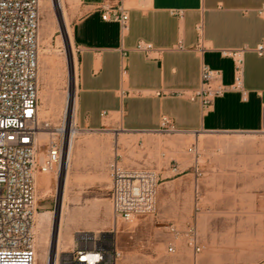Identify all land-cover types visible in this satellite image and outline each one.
Returning a JSON list of instances; mask_svg holds the SVG:
<instances>
[{
  "label": "rangeland",
  "instance_id": "1",
  "mask_svg": "<svg viewBox=\"0 0 264 264\" xmlns=\"http://www.w3.org/2000/svg\"><path fill=\"white\" fill-rule=\"evenodd\" d=\"M50 1L40 0V91L44 87L43 76L47 82L40 104L48 110L40 108V116L58 124L66 107L67 93L74 94L77 83L71 80L70 48ZM64 3L72 28L81 15L79 0H64ZM128 5L135 6V3ZM74 51L77 56L76 47ZM154 139L147 146L144 141L132 140L131 136L122 135L117 139L111 131L81 129L70 160V186L66 191L68 214L63 226L64 235L70 234L72 241L63 242L59 259L61 252L73 248L76 231L113 230L122 251L117 264H264V133L252 136L158 133ZM195 142L199 150L196 155L189 154L188 149ZM46 145L41 147V155ZM117 146L124 165L145 164L159 173L153 215L114 222L108 166ZM196 162L200 176L191 167ZM177 165L179 174L172 171L170 174L174 176L167 177L169 174L161 173L165 166L173 170ZM61 172L41 174L36 181L34 226L39 214L47 213L46 233L51 241L63 196ZM193 235L200 251L190 245ZM35 249L38 264H44L43 245ZM47 249L54 251L50 245Z\"/></svg>",
  "mask_w": 264,
  "mask_h": 264
},
{
  "label": "crops",
  "instance_id": "2",
  "mask_svg": "<svg viewBox=\"0 0 264 264\" xmlns=\"http://www.w3.org/2000/svg\"><path fill=\"white\" fill-rule=\"evenodd\" d=\"M103 1L79 0L81 15L71 28L80 130H107L147 146L158 133L167 134L164 127L174 131L170 135L185 136L263 133L264 55L254 48L264 43V18L257 12L264 0H128L135 6L126 31L116 21L103 20ZM140 42L155 51L146 57L136 50ZM242 47L248 48L243 84L234 90V61L221 51ZM204 65L220 71L227 87L207 109L193 100ZM132 167L153 170L145 164ZM164 168L167 177L180 173L179 165Z\"/></svg>",
  "mask_w": 264,
  "mask_h": 264
},
{
  "label": "built area",
  "instance_id": "3",
  "mask_svg": "<svg viewBox=\"0 0 264 264\" xmlns=\"http://www.w3.org/2000/svg\"><path fill=\"white\" fill-rule=\"evenodd\" d=\"M127 1L104 0L100 6L103 20L116 21L126 31L132 8ZM257 12L264 18V5ZM39 26L40 0H0V264H36L37 177L61 172L66 146V112L58 124L40 116ZM136 50L149 57L155 48L140 42ZM246 51L247 47L221 51L222 56L234 61V82L230 86L234 90L242 89ZM254 51L263 56L264 43L258 44ZM220 79V71L204 65L201 87L193 100L198 98L205 109L211 107L227 90ZM261 96L264 110V92ZM75 127L79 128L77 124ZM40 132L49 136L43 155ZM164 132L174 131L164 127ZM198 150L195 142L188 152L196 155ZM193 169L196 176L202 174L198 162L193 164ZM108 171L115 223L156 212L160 181L156 172L124 165L118 146ZM190 245L200 251L194 235ZM121 256L113 230H79L74 233L73 248L61 252L59 264H117Z\"/></svg>",
  "mask_w": 264,
  "mask_h": 264
},
{
  "label": "bare ground",
  "instance_id": "4",
  "mask_svg": "<svg viewBox=\"0 0 264 264\" xmlns=\"http://www.w3.org/2000/svg\"><path fill=\"white\" fill-rule=\"evenodd\" d=\"M51 1L53 3L54 8L56 9V11L59 15L58 17L60 18V22L62 24L63 35L66 38V40L68 41V47L70 48V65L72 67V74H71L72 79L71 80L73 82V79H74V83L76 84L77 83V71H78V69H77V65H78L77 64V56H76V53L74 51L75 45H74V40H73V35H72V29H71V27L69 25V21H68L67 11H66V8L64 6L65 3H64V0H51ZM44 2H46V1H44ZM46 7H44V8H46ZM41 83H42L41 85H43L44 87L40 91V99L44 100L43 95L45 93V86L47 83L44 76L41 78ZM45 100H46V98H45ZM75 107H76L75 96L73 93L69 92V93H67V96H66V107L62 113V116L65 112L67 114V127H66L67 143H66L65 150H64L62 172H61V176L63 177V182H64V189H63V196H62V201H61V209L58 213V223L55 225L56 226V228H55L56 232H54V236L52 237V241L50 239L51 236H49L46 233L47 218H48L47 213L39 214L38 223L40 225H38V223H37L36 228L34 226V233L36 236L35 247H37V250H38L39 244L43 245L42 260H44V264H59V252L61 250L63 242L65 240L68 242L72 241L70 234H68L67 236L64 235L63 226H64V221H65V215L68 214V210H67V206H66V198H67L66 191H67V188H69L68 185L70 184V171H69L70 160H71V156H72V153L74 150L75 138L77 137V135H79L81 133V130L79 128L75 127V125H76ZM40 108L43 111H48L44 108V106L42 104H40ZM48 137H49L48 133L40 132V134H39L40 144L45 145V143L48 140ZM65 237H67V238L65 239ZM47 245H50L51 248L54 250L52 253L47 249ZM36 264H38V261H36Z\"/></svg>",
  "mask_w": 264,
  "mask_h": 264
},
{
  "label": "water",
  "instance_id": "5",
  "mask_svg": "<svg viewBox=\"0 0 264 264\" xmlns=\"http://www.w3.org/2000/svg\"><path fill=\"white\" fill-rule=\"evenodd\" d=\"M66 143H67V139H66Z\"/></svg>",
  "mask_w": 264,
  "mask_h": 264
}]
</instances>
